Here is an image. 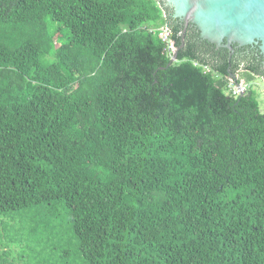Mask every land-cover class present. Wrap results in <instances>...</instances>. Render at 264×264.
<instances>
[{
	"label": "trees",
	"instance_id": "obj_1",
	"mask_svg": "<svg viewBox=\"0 0 264 264\" xmlns=\"http://www.w3.org/2000/svg\"><path fill=\"white\" fill-rule=\"evenodd\" d=\"M183 23L163 0H0V214L16 234L64 264H264L263 56Z\"/></svg>",
	"mask_w": 264,
	"mask_h": 264
},
{
	"label": "water",
	"instance_id": "obj_2",
	"mask_svg": "<svg viewBox=\"0 0 264 264\" xmlns=\"http://www.w3.org/2000/svg\"><path fill=\"white\" fill-rule=\"evenodd\" d=\"M163 1L172 9L173 18L194 25L209 43L229 50L233 44L259 45L264 69V0Z\"/></svg>",
	"mask_w": 264,
	"mask_h": 264
},
{
	"label": "rangeland",
	"instance_id": "obj_3",
	"mask_svg": "<svg viewBox=\"0 0 264 264\" xmlns=\"http://www.w3.org/2000/svg\"><path fill=\"white\" fill-rule=\"evenodd\" d=\"M58 43V42H57ZM253 90L256 92L259 111L264 113V80L263 78H254L251 82ZM19 215L14 214V219H11V215L0 214V245L4 242L11 241L10 248L11 251L5 253V261L12 264H64L66 259H57L53 256L54 252L50 251V244L41 247L36 244L31 238H27L28 235L16 234L15 230L19 226ZM13 228L11 231L10 228ZM70 224L66 218L61 216L57 219L55 223V230L59 234H63L65 239L69 238ZM64 239V240H65ZM55 259V260H54ZM68 263L71 260H68ZM72 264H83L80 259H76V262Z\"/></svg>",
	"mask_w": 264,
	"mask_h": 264
},
{
	"label": "built area",
	"instance_id": "obj_4",
	"mask_svg": "<svg viewBox=\"0 0 264 264\" xmlns=\"http://www.w3.org/2000/svg\"><path fill=\"white\" fill-rule=\"evenodd\" d=\"M151 32H154V30H150ZM157 36L163 42L166 44L168 50L173 54L175 52V48L173 46V43L170 39L171 33L167 26H163L159 29H157ZM228 90L234 95H240L245 91V85L243 82H240L239 84L235 85L234 82L230 80Z\"/></svg>",
	"mask_w": 264,
	"mask_h": 264
},
{
	"label": "flooded vegetation",
	"instance_id": "obj_5",
	"mask_svg": "<svg viewBox=\"0 0 264 264\" xmlns=\"http://www.w3.org/2000/svg\"><path fill=\"white\" fill-rule=\"evenodd\" d=\"M183 25H184V27L186 28V29H190V30H192V29H196L195 28V26L194 25H192L191 23H188L187 25L185 24V22L183 23ZM197 30V29H196ZM240 47V46H239Z\"/></svg>",
	"mask_w": 264,
	"mask_h": 264
},
{
	"label": "bare ground",
	"instance_id": "obj_6",
	"mask_svg": "<svg viewBox=\"0 0 264 264\" xmlns=\"http://www.w3.org/2000/svg\"><path fill=\"white\" fill-rule=\"evenodd\" d=\"M22 211V210H21Z\"/></svg>",
	"mask_w": 264,
	"mask_h": 264
}]
</instances>
